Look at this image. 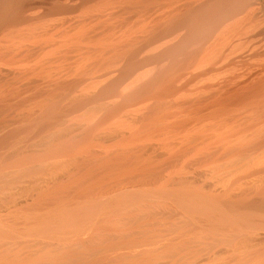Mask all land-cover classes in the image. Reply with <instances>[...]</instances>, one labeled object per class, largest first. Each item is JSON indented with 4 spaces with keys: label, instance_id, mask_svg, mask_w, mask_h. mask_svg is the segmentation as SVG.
<instances>
[{
    "label": "bare ground",
    "instance_id": "bare-ground-1",
    "mask_svg": "<svg viewBox=\"0 0 264 264\" xmlns=\"http://www.w3.org/2000/svg\"><path fill=\"white\" fill-rule=\"evenodd\" d=\"M0 264H264V0H0Z\"/></svg>",
    "mask_w": 264,
    "mask_h": 264
}]
</instances>
